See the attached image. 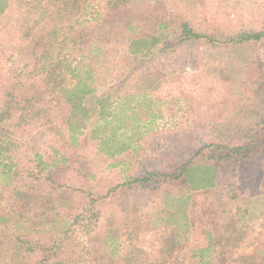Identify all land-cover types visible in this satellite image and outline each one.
Wrapping results in <instances>:
<instances>
[{
	"label": "trees",
	"instance_id": "obj_1",
	"mask_svg": "<svg viewBox=\"0 0 264 264\" xmlns=\"http://www.w3.org/2000/svg\"><path fill=\"white\" fill-rule=\"evenodd\" d=\"M16 2L18 14L12 34L6 43L0 41V60L6 56L9 62L5 71L0 62V264H178L180 254L189 256L195 264H264V240L255 243L249 253L234 254L246 235L247 227L237 216L236 203L244 197L245 187L239 183H229L228 189L218 187L222 182L221 170L226 174L237 164L253 163L264 152V117L235 143L208 141L183 159H174L155 170L143 169L137 176L122 177L121 181L102 184L93 191L87 179L94 177L84 171L85 159L77 155L85 130L89 139L96 141L98 150L110 158L132 150L134 135L129 143L123 135L129 129L137 130L147 114L152 116L149 111L152 101L142 94L137 98L145 103L142 111L128 102L108 113L106 110L111 106L108 97L95 98L93 111H97L98 120L89 127L85 125L88 111L83 100L95 92L96 78L88 54L75 47L80 28L74 17L88 8L98 19L111 13L120 16L126 13L123 5L127 1ZM10 8L11 0H0V14ZM127 24L128 28H134L131 21ZM157 25L162 30L166 28L164 19H157ZM179 28L180 34L175 39L180 42L201 37L212 41V37L195 32L188 22H181ZM170 35L157 32L129 37L127 51L152 60L160 44L173 41ZM262 39L264 32H242L235 40ZM133 94L124 98L132 100ZM63 125L65 133L59 130ZM24 145L31 152L29 163L13 170L19 148ZM42 145L46 148L40 151ZM64 169L74 171L76 176L81 174L82 178L73 186L67 185L64 177L58 176V171ZM211 189L221 192L223 207L203 206L201 224L190 228L192 218L187 207L194 193ZM256 191L252 189L249 193ZM142 197L161 201L160 211L164 212L160 218L165 225L157 242L153 240L158 259L145 256L140 260L127 250L119 253L116 235H109L112 244L108 250L106 239L110 233L98 241L99 235L91 225L94 218L105 217L106 213H110L112 224L127 220ZM48 212H53L56 218L72 214L73 219L57 230L56 236L45 231L49 236L42 241L9 229L14 218L45 217ZM126 213L129 215L125 216ZM79 220L86 228L87 239L83 242L73 236L72 227ZM112 224L108 225L110 232ZM190 231L194 232L192 241L186 236ZM97 242L101 243L94 251L97 257L89 258L87 250Z\"/></svg>",
	"mask_w": 264,
	"mask_h": 264
},
{
	"label": "rangeland",
	"instance_id": "obj_2",
	"mask_svg": "<svg viewBox=\"0 0 264 264\" xmlns=\"http://www.w3.org/2000/svg\"><path fill=\"white\" fill-rule=\"evenodd\" d=\"M126 1L123 5L126 13L120 16L111 13L98 19L92 8H88L74 17L75 25L80 28L79 43L75 47L88 54L96 78L95 92L83 100L88 111L85 125L89 127L98 120L97 111H93L95 98L108 97L111 103L106 110L108 113L128 102L135 110L142 111L145 103L137 99L142 94L152 101L149 111L153 117L147 114L137 130L129 129L123 135L127 143L134 135L135 150L129 149L110 158L98 150L96 141L89 139L85 130L77 155L85 159L84 171L94 177L87 179L93 191L102 184L121 181L122 177L137 176L143 169L155 170L174 159H183L208 141L235 143L264 117V40H235L242 32H264V0ZM17 14V2L11 0V8L0 14V41H8ZM157 19H164L166 28L160 29ZM129 21L134 28H128ZM183 21L195 32L212 37V41L205 37L183 42L175 39ZM157 32L171 34L173 41L160 44L152 60L135 57L127 51L129 37ZM1 59L5 71L9 62L6 56ZM133 93L132 100L124 98ZM59 130L66 132L64 125ZM45 148L42 145L40 151ZM30 157L27 145L19 148L13 170L27 166ZM234 170L227 172V176L221 170L222 182L218 187L228 189L229 183L245 187L244 197L236 202L239 206L237 216L247 227L245 241L234 251L239 255L251 252L255 243L264 240V152L253 163L237 164ZM74 173L64 169L58 171V176L64 177L65 184L73 186L82 178L81 174L76 176ZM252 189L257 190L255 194L249 193ZM220 193L217 189L194 193L192 203L187 207L192 218L190 228L201 224L203 206L223 207L224 198ZM145 198H140L135 213L127 220H116L112 224L110 213L92 220L98 241L105 233H110L106 239L108 250L112 244L110 236L116 235L119 253L127 250L140 260L145 256L158 259L155 242L165 225L160 218L164 212L160 211L161 201ZM48 213L45 217L14 218L9 229L42 241L49 236L45 231L56 236L57 230L65 228L73 219L72 214L56 218L52 216L53 212ZM82 224L84 222L79 220L72 228L73 236L83 242L87 235ZM109 224L113 225L114 234L110 232ZM193 234V231L186 234L190 241ZM99 245L100 242L94 243L93 248L87 250L89 258L97 257L94 251ZM181 255L178 264H195L189 256Z\"/></svg>",
	"mask_w": 264,
	"mask_h": 264
}]
</instances>
